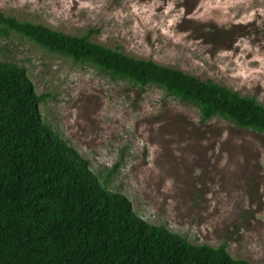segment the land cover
<instances>
[{
  "label": "rangeland",
  "instance_id": "obj_1",
  "mask_svg": "<svg viewBox=\"0 0 264 264\" xmlns=\"http://www.w3.org/2000/svg\"><path fill=\"white\" fill-rule=\"evenodd\" d=\"M0 11L211 79L264 105V0H0ZM43 119L137 215L193 244L264 264V134L156 85L112 78L32 41L0 36ZM113 174H110L111 172Z\"/></svg>",
  "mask_w": 264,
  "mask_h": 264
},
{
  "label": "trees",
  "instance_id": "obj_2",
  "mask_svg": "<svg viewBox=\"0 0 264 264\" xmlns=\"http://www.w3.org/2000/svg\"><path fill=\"white\" fill-rule=\"evenodd\" d=\"M12 34L140 88L156 85L195 106L203 122L218 117L264 134V105L211 79L0 11V36ZM48 96L23 66L0 61V264H252L225 244H193L137 215L43 119Z\"/></svg>",
  "mask_w": 264,
  "mask_h": 264
}]
</instances>
